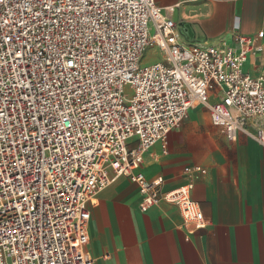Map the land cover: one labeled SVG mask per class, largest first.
Listing matches in <instances>:
<instances>
[{"label":"built area","instance_id":"obj_1","mask_svg":"<svg viewBox=\"0 0 264 264\" xmlns=\"http://www.w3.org/2000/svg\"><path fill=\"white\" fill-rule=\"evenodd\" d=\"M262 51L264 30L188 45L156 0H0V264H94L92 210L122 176L142 212L165 202L208 227L192 196L205 167L164 190L142 165L198 106L264 146V74L246 69Z\"/></svg>","mask_w":264,"mask_h":264},{"label":"crops","instance_id":"obj_2","mask_svg":"<svg viewBox=\"0 0 264 264\" xmlns=\"http://www.w3.org/2000/svg\"><path fill=\"white\" fill-rule=\"evenodd\" d=\"M170 7L188 45L233 41L238 32L264 30V0H156ZM246 69L264 74V51ZM208 170L195 182L208 227L190 231L177 207L140 210L137 183L122 176L98 193L89 222L94 264H264V146L246 135L229 139L198 106L146 155L142 170L162 177L164 190L187 180L186 168Z\"/></svg>","mask_w":264,"mask_h":264},{"label":"rangeland","instance_id":"obj_3","mask_svg":"<svg viewBox=\"0 0 264 264\" xmlns=\"http://www.w3.org/2000/svg\"><path fill=\"white\" fill-rule=\"evenodd\" d=\"M159 57V54L156 52L155 49H150L147 54H146V58H145V62L149 63V62H152V61H155L157 60Z\"/></svg>","mask_w":264,"mask_h":264}]
</instances>
